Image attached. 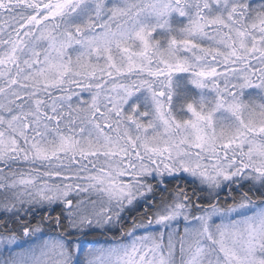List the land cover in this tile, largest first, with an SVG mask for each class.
I'll return each instance as SVG.
<instances>
[{
	"label": "snow or ice",
	"instance_id": "snow-or-ice-1",
	"mask_svg": "<svg viewBox=\"0 0 264 264\" xmlns=\"http://www.w3.org/2000/svg\"><path fill=\"white\" fill-rule=\"evenodd\" d=\"M0 264H264V0H0Z\"/></svg>",
	"mask_w": 264,
	"mask_h": 264
}]
</instances>
